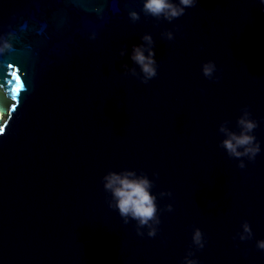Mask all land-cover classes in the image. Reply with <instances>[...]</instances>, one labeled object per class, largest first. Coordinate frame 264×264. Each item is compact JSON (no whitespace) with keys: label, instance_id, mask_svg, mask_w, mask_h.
<instances>
[{"label":"water","instance_id":"1","mask_svg":"<svg viewBox=\"0 0 264 264\" xmlns=\"http://www.w3.org/2000/svg\"><path fill=\"white\" fill-rule=\"evenodd\" d=\"M141 4L0 0V37L12 44L0 53V264H181L193 226L204 238L192 246L199 264H264L255 247L264 239L259 0H197L172 21ZM165 30L172 40L161 38ZM145 32L157 74L141 83L121 64L136 68L128 51ZM207 60L219 79L201 73ZM244 105L261 151L239 168L217 129L223 121L234 129ZM124 168L153 181L154 236L146 227L137 235L136 221L108 206L101 177ZM244 220L252 238L233 239Z\"/></svg>","mask_w":264,"mask_h":264},{"label":"clouds","instance_id":"2","mask_svg":"<svg viewBox=\"0 0 264 264\" xmlns=\"http://www.w3.org/2000/svg\"><path fill=\"white\" fill-rule=\"evenodd\" d=\"M197 0H142L141 11L146 15L157 19L163 18L167 21H172L184 14L185 9L195 5ZM261 11H264V0H259ZM97 14L103 10L102 5H97L92 9ZM131 22L139 19V14L135 10H129L127 13ZM161 38L165 40L173 39V32L165 30L160 33ZM95 33L89 35V39H94ZM141 43L133 44L128 51L129 60L136 65V68H130L127 63L121 64V68L125 74L131 73L136 76L141 83H147L151 78L156 76L157 61L155 59L154 41L150 33L145 32L139 37ZM12 44L3 37H0V53L10 49ZM125 49H121L118 54L123 57ZM200 71L204 77L208 79H219V76H213L214 71H217L216 65L212 60H207L201 63ZM13 72L12 76L15 77ZM19 80L11 89L13 94L16 93L19 87ZM5 98L0 97V111H5ZM227 121H223L218 125V132L223 135L219 141V146L222 147L226 155L230 158H237V167L244 168V160H254L257 153L261 151L260 142L253 134V130L257 127V121L251 117L248 106L244 105L240 108V114L236 117L235 128L227 127ZM156 173L153 172V176ZM102 187L105 192L109 193L110 200L108 206L114 208L118 214L124 218V223L128 222V218L136 221L137 235H143L140 231L141 227H146V234L151 237L157 232V227L160 223L157 215V196L151 189L153 181L150 180L147 174L141 172L137 174L131 169H121L119 171L109 169L101 177ZM161 197H171L170 191H161ZM165 210L171 211L172 205L166 204ZM247 240L252 238V231L246 220L241 221L240 230L235 233L233 239ZM192 246L196 249L204 247V238L201 230L193 226L191 230V244L186 251L185 256L181 260V264H199V261L193 257ZM255 247L264 251V239H257Z\"/></svg>","mask_w":264,"mask_h":264},{"label":"bare ground","instance_id":"3","mask_svg":"<svg viewBox=\"0 0 264 264\" xmlns=\"http://www.w3.org/2000/svg\"><path fill=\"white\" fill-rule=\"evenodd\" d=\"M0 117H3V115H0Z\"/></svg>","mask_w":264,"mask_h":264},{"label":"snow or ice","instance_id":"4","mask_svg":"<svg viewBox=\"0 0 264 264\" xmlns=\"http://www.w3.org/2000/svg\"><path fill=\"white\" fill-rule=\"evenodd\" d=\"M9 67H11V65H9ZM16 76V75H15Z\"/></svg>","mask_w":264,"mask_h":264}]
</instances>
